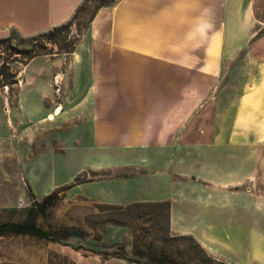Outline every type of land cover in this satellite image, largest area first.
Returning a JSON list of instances; mask_svg holds the SVG:
<instances>
[{
	"label": "rangeland",
	"instance_id": "1",
	"mask_svg": "<svg viewBox=\"0 0 264 264\" xmlns=\"http://www.w3.org/2000/svg\"><path fill=\"white\" fill-rule=\"evenodd\" d=\"M115 1L87 2L71 26L57 33L61 45L75 42V54L46 43L51 53L38 55L23 65L19 54L9 56L0 49V65L11 61L10 68L17 72L15 83H0V223L30 220L43 230L74 233L53 241L7 231L0 235V264H136L127 258L143 262L148 253H164L182 264H201L194 257L201 252L192 235L170 230L168 233L166 205L99 203L89 195L96 190L90 182L139 172L130 160L139 156L134 155L137 146L132 139L140 130L160 131L159 137H163V131L170 129L173 142L162 156L175 152L186 157L188 150L198 145L184 143L185 138L215 133L218 118L224 112L213 109L217 105L226 108L229 99L250 83L247 77L253 67L246 65L243 50L224 61L219 79L205 81L204 95L189 98L194 110L173 114L172 122H168L169 112L144 111L145 105L168 106L179 103L181 97L158 94L163 87L160 80L118 81L116 73L120 70L111 62L114 53L109 50L106 33L98 39L82 40L96 6ZM253 11L255 28L262 32L264 0H253ZM13 58L17 60L12 61ZM90 86L93 92H88ZM126 88L155 94L118 93ZM58 108H61L58 116L43 121L47 113ZM91 117L94 120L101 117V122H90ZM148 120L155 126L145 128ZM93 128L106 132L105 141L93 140ZM127 139L130 141L126 142ZM154 155L153 152L144 155L148 166L154 165L151 159ZM253 156V174L246 186L251 184L253 201L264 204V146L254 150ZM126 159L130 163L123 165ZM101 160L109 166L96 172L87 168L89 163ZM65 186L70 187L52 198L44 209L35 207L44 196ZM244 186L241 182L228 187L236 190L235 197L227 191L219 194L220 210L230 217L229 231L223 234L227 241L220 243L221 247L205 250L218 263L244 264L242 214L237 208L233 210L230 203L234 199L237 207L242 205ZM257 226L264 228V221ZM119 252L126 258L117 257ZM252 254L255 258L264 256V245L261 247L254 238ZM252 264L261 263L253 258Z\"/></svg>",
	"mask_w": 264,
	"mask_h": 264
},
{
	"label": "crops",
	"instance_id": "2",
	"mask_svg": "<svg viewBox=\"0 0 264 264\" xmlns=\"http://www.w3.org/2000/svg\"><path fill=\"white\" fill-rule=\"evenodd\" d=\"M82 1L0 0V35L12 29L34 33L66 22ZM255 22L253 0H116L97 10L82 35L83 40L107 34L109 50L114 53L111 62L120 70L118 81L160 80L163 87L158 94L181 97L179 103L168 106H143L144 111L169 112L168 122L173 121V114L193 111L189 98L203 96L205 81L219 79L222 63L243 50L246 65L253 67L247 77L250 83L229 99L226 108L217 105L213 109L224 112L215 133L186 137L184 143L198 146L185 157L175 152L162 156L173 142L170 129L163 131V137L160 131L140 130L132 139L137 146L134 155L139 156L130 160L139 172L90 182L96 190L89 195L99 203L116 206L168 202L169 230L192 235L210 251L227 241L223 234L229 231L230 217L220 210L219 194L227 191L235 197L236 190L228 187L243 182L242 205L237 207L234 199L230 203L242 214L244 264H252L253 258L264 264L263 255L255 258L252 254L253 238L264 245V228L257 226L264 221V204L253 201L251 184L246 186L253 174V151L264 146V31L259 32ZM88 90L93 92L92 86ZM118 93L155 94L134 88ZM97 119L91 117L90 122L100 123L101 117ZM152 125L148 120L145 128ZM93 130L95 142L105 141V131ZM148 152L155 154L151 159L156 166L144 161ZM130 162L126 159L123 165ZM106 166L101 160L87 168L96 172Z\"/></svg>",
	"mask_w": 264,
	"mask_h": 264
},
{
	"label": "trees",
	"instance_id": "3",
	"mask_svg": "<svg viewBox=\"0 0 264 264\" xmlns=\"http://www.w3.org/2000/svg\"><path fill=\"white\" fill-rule=\"evenodd\" d=\"M91 0H83L79 6L77 7L75 13L73 16L66 22H63L61 24L53 26L48 31H39L36 33H32L29 35H23L20 32H18L15 29H12L11 33L5 37L0 38V49L8 52V55L11 54H19L21 57V63L23 65L27 64L31 59L34 57L41 55V54H47L51 53L46 45V43L56 44L59 48L63 49L65 53L71 54L75 50V42L74 41H67L64 44L58 43L60 39L57 37V33L62 31L63 29H67L71 26L72 22L77 18L78 13L80 10H82L83 6ZM114 4V3H112ZM107 2H100L96 9L94 10L93 14L91 15L89 23L97 10L102 6H108L112 5ZM1 51V50H0ZM17 60V58H13L12 61ZM11 61H3L0 65V83L2 85H10L12 83L16 82V76L17 72L14 69L10 68ZM70 186L61 187L60 189L53 190L51 193L44 196L42 201L36 202L35 207L38 209H44L46 205L50 204L52 198L58 196V194L66 189H68ZM164 205H166L168 211H169V205L168 202H159ZM11 232L14 234H29V235H35L40 238H45L48 240L53 241H59L60 238L67 237L69 235H72L74 233H68L65 231H57V232H50L47 230L40 229L36 227L35 223H33L30 220H26L22 223H0V235L4 234L5 232ZM168 233L169 232V216H168ZM170 235V234H168ZM172 238V237H171ZM190 238H192L190 236ZM197 242V241H196ZM198 243V242H197ZM198 247L200 249L201 254H195V259L201 264H224L223 262H216L215 259L210 257L208 253L205 251V249L198 243ZM117 257L120 258H126L125 254L123 252L116 253ZM127 260L135 262L136 264H182V262H177L174 258L171 256H168L167 254L161 253L159 254H151L148 253L145 255L144 261H140L139 259H130L127 258Z\"/></svg>",
	"mask_w": 264,
	"mask_h": 264
},
{
	"label": "bare ground",
	"instance_id": "4",
	"mask_svg": "<svg viewBox=\"0 0 264 264\" xmlns=\"http://www.w3.org/2000/svg\"><path fill=\"white\" fill-rule=\"evenodd\" d=\"M60 110H61V108H58V109L55 110V113L53 111L51 114L48 115L46 120H49V121L53 120L55 118V116H58L60 114Z\"/></svg>",
	"mask_w": 264,
	"mask_h": 264
}]
</instances>
